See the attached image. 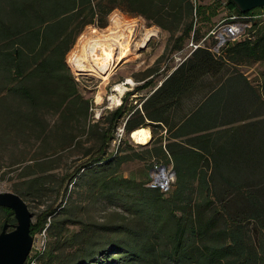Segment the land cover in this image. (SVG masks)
<instances>
[{
	"label": "trees",
	"instance_id": "trees-1",
	"mask_svg": "<svg viewBox=\"0 0 264 264\" xmlns=\"http://www.w3.org/2000/svg\"><path fill=\"white\" fill-rule=\"evenodd\" d=\"M226 1L251 22L247 35L216 55L205 46L196 48L143 100V113L136 109L124 120L125 133L144 126L152 133L164 130L140 156L122 149L108 153L121 107L110 113L107 128L86 127L89 105L65 56L85 26H106L114 8L167 31L172 49H179L186 38L197 41L193 19L208 20L214 15L210 5L193 0H0V152L11 150L14 138L40 145L28 158L8 163L18 166L13 192L26 201L59 189L49 173L54 162L43 161L51 139L63 146L73 143L85 156L69 177L84 190L82 214L69 194L65 203L48 206L42 219L30 223L31 235L44 230L50 238L36 264L42 256L43 264H264V125L227 127L247 118L243 107L233 111L244 99L260 100L262 106L264 73L262 92L241 74L230 75L194 107L175 112L203 78L216 76L225 63L264 61V28L248 16L264 6L242 13ZM49 110L57 114L53 125L44 118ZM232 114L234 119L226 118ZM80 134L94 144L82 147ZM146 157L157 159L151 169L163 164L159 160L172 163L174 180L167 192L149 187V176L145 181L118 173L124 162ZM99 202L120 211L96 222L88 209ZM5 222L12 226L16 220L10 208L0 207V230ZM249 223L261 235L256 241ZM69 224L79 229L67 235Z\"/></svg>",
	"mask_w": 264,
	"mask_h": 264
},
{
	"label": "rangeland",
	"instance_id": "rangeland-1",
	"mask_svg": "<svg viewBox=\"0 0 264 264\" xmlns=\"http://www.w3.org/2000/svg\"><path fill=\"white\" fill-rule=\"evenodd\" d=\"M193 1L200 4H209L211 9L214 10V15L208 20L201 18L198 15L193 19L194 27L197 29L193 34L194 37L197 41L204 39L202 41L204 46H211L214 40L211 35L207 36L209 30L218 22L226 19L230 15H237V13L230 8L226 0ZM253 15L252 18L255 17L254 19H258L261 24L260 26L264 28V9L254 12ZM245 23L244 34L239 39L244 38L245 35H247V28L250 26L251 22L246 21ZM111 31L116 33L114 38L117 37L118 42L115 43L113 41L114 46L112 54L114 59L105 61V67L108 66L110 70L106 75L103 73L102 69H94L92 65L94 62L88 59L85 53V47L90 39L108 34ZM148 33L152 34L149 37H146ZM168 36L169 33L167 31L151 24L141 15L128 13L122 9L114 8L107 16L106 26L102 28L94 25L85 26L77 35L73 45L66 54V65L75 80L81 97L83 100L87 101L89 105V117L87 119L86 127H93L96 131H100L101 128H107L110 113L118 107H121L123 110L122 116L114 123V138L109 144L108 153L114 154L119 149H122L123 151L132 150L140 156H146L148 154L147 151L152 149L155 143L163 137L164 130L161 132L160 130H154L152 133L149 126H144L142 128L146 131L148 140L146 143L141 144L139 142L140 133L136 134L137 129L130 133H125L123 130V124L124 120L131 115V113L135 115L134 112L136 109L143 113V100L161 84L170 72L183 62V58H187L190 54L191 46H189L190 40H188V38L183 41L179 49H172V44L168 40ZM110 41L112 40L110 39ZM121 54L122 56L118 57ZM74 58L80 62L79 64L83 62L88 69H80L79 64L73 63ZM262 73H264V61L241 65L225 63L222 71L216 76L203 78L198 83L196 89L183 99L182 103L175 109V112L178 115H181L184 111L194 107L206 95H208V93L218 87L220 81L230 75L241 74L247 81H249V83L254 85L259 92H262L263 89L260 87ZM115 84H123L124 90L120 93L113 91ZM101 90H103V93L101 96H98V93ZM112 95H114L115 98L111 99L110 97ZM261 101L262 106L260 105V100H255L254 102L249 103L244 99L242 101V106L234 107L233 111H238V109L243 107L246 111L247 118L235 121L227 127L239 128L256 124H259V126L262 127L264 125V96L262 94ZM44 118L50 123V125H53L57 120V114L52 110L45 111ZM226 118L234 119L235 117L232 114V116H227ZM75 132L77 133V131ZM78 136L82 147L94 144L93 139L89 138L88 135L80 134ZM11 141L13 142V144H10L11 150L8 152L5 150L0 152V192H13L12 185L18 178V166H11L8 165V163L13 159L17 160L22 157L28 158L31 152L40 147L39 141H27L21 138H14ZM46 146L49 148L50 152H48V154H43L45 157V160L43 161L51 160L54 162V168L51 169L49 173L53 175V179L57 183H60V185L57 191L53 190L41 197L30 198L29 200L24 201L29 212L32 214L31 223H34L38 219H42L43 213L48 206L55 208L60 202L65 203L69 194H73L72 199L78 205L77 209L81 210V214L84 205L87 204L85 194H83V188L81 186L75 187L73 182H69V177L74 173L73 171L75 168L85 160L83 149L77 147L73 143H64L63 146L62 144H59V141L55 138L51 139ZM51 149H53V151ZM39 155L41 154L39 153ZM156 160L157 159L154 157L135 158L134 160L124 162L120 166L118 173L123 177L146 181L151 171V163ZM159 162L165 164L166 167H171L172 164L170 160L164 159L159 160ZM66 187L67 191L64 194L63 190ZM115 210L117 209L99 202L90 206L88 213L94 221L101 222L107 218L111 211ZM83 215L86 216L87 212ZM47 221H49V217L47 218ZM78 226V224H69L67 226V235L78 230ZM247 228L252 235V240L256 241L261 237L258 229L254 228L252 223H249ZM9 229L10 227H8L7 230ZM42 232V230L37 231L32 235L33 246L41 247L42 245H45V248H48L50 238L46 232H44V234ZM43 262L44 256L40 258L38 264H43Z\"/></svg>",
	"mask_w": 264,
	"mask_h": 264
},
{
	"label": "water",
	"instance_id": "water-1",
	"mask_svg": "<svg viewBox=\"0 0 264 264\" xmlns=\"http://www.w3.org/2000/svg\"><path fill=\"white\" fill-rule=\"evenodd\" d=\"M231 1L242 13L264 6V0ZM0 207L10 208L16 220L12 226L5 222L0 230V264H24L32 246V214L24 200L14 192H0Z\"/></svg>",
	"mask_w": 264,
	"mask_h": 264
},
{
	"label": "built area",
	"instance_id": "built-area-1",
	"mask_svg": "<svg viewBox=\"0 0 264 264\" xmlns=\"http://www.w3.org/2000/svg\"><path fill=\"white\" fill-rule=\"evenodd\" d=\"M252 17L254 15H248ZM244 16L239 15H230L226 19L218 22L214 27H212L207 36L211 35L213 37L214 42L211 46L206 47L213 54H219L220 50L231 41L238 40L243 34L246 26V21L243 20ZM189 46H191L190 54L198 47L204 46L202 41L204 39H200L199 41H195L192 36L189 39ZM189 54V55H190ZM188 55V56H189ZM187 56V57H188ZM186 59L183 58L182 61ZM181 61V62H182ZM174 180V172L171 167H166L163 164H155L149 173V180L147 185L152 188H158L163 192H167L170 188L171 182ZM44 234V230H42ZM45 248V245L40 246H31L29 255L27 257L26 264H36V256L41 254Z\"/></svg>",
	"mask_w": 264,
	"mask_h": 264
},
{
	"label": "bare ground",
	"instance_id": "bare-ground-1",
	"mask_svg": "<svg viewBox=\"0 0 264 264\" xmlns=\"http://www.w3.org/2000/svg\"><path fill=\"white\" fill-rule=\"evenodd\" d=\"M151 34L152 33H148L146 35V37H149ZM114 36H116V33L114 31H111L108 34H104L100 37L92 38L88 41L87 46L85 47V53H86L88 59H90L94 62V63H92L94 69H98V70L102 69L103 73L106 75L110 72V70H109L108 66L105 67L106 66L105 61H109V60L114 59L113 54H112V50H113V46H114L113 41L115 43L118 42L117 41L118 38L117 37L114 38ZM110 39L112 41H110ZM121 56H122V54L119 55L118 57H121ZM73 63L79 64L80 62L74 58ZM79 65H80V69H82V70L88 69L87 66L83 62ZM104 79H105V76H104ZM123 90H124L123 84H115V86L113 88V91H115L117 93H120ZM102 91L103 90L99 91L98 96L102 95V93H103ZM110 98L111 99L115 98V96L112 95ZM137 133L138 134L140 133L139 142L142 144L146 143L148 138H147V135H146L147 133L144 130V128H139V130L137 128L136 134ZM142 133H144V134H142ZM141 134H142V136H141Z\"/></svg>",
	"mask_w": 264,
	"mask_h": 264
}]
</instances>
